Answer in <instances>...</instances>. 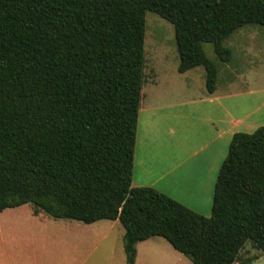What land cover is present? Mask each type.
<instances>
[{
  "label": "trees",
  "instance_id": "1",
  "mask_svg": "<svg viewBox=\"0 0 264 264\" xmlns=\"http://www.w3.org/2000/svg\"><path fill=\"white\" fill-rule=\"evenodd\" d=\"M146 12L173 26L177 72L202 67L209 94L202 45L226 64L234 32L264 27V0H0V214L118 221L126 264L152 237L192 264H251L238 256L248 242L264 254V127L232 136L210 217L132 187Z\"/></svg>",
  "mask_w": 264,
  "mask_h": 264
},
{
  "label": "rangeland",
  "instance_id": "2",
  "mask_svg": "<svg viewBox=\"0 0 264 264\" xmlns=\"http://www.w3.org/2000/svg\"><path fill=\"white\" fill-rule=\"evenodd\" d=\"M223 47L230 52V61L226 64L217 59L212 45H202L204 54L217 69V94L213 96L220 99L210 104L205 100L209 94L205 90L203 68L179 74L173 26L156 14L146 12L145 80L141 99L144 112L140 115L137 132L139 147L146 137L145 130L154 126V119L150 118L153 112L158 120H162L160 125L165 117L167 123H174L185 114L191 115V130L200 139L207 133L201 115L218 103L236 110L240 107V111L246 107L247 113L234 132L251 134L264 127V27L244 26L234 32ZM150 106H153L151 110ZM210 126L216 130L221 128L214 121ZM230 140L231 137L225 135L223 145H220L224 158ZM31 210V205H24L0 214V264H126L124 229L118 222L101 221L86 226L43 215L48 224H56L43 232L36 226L40 222L31 218ZM60 225H65V228H59ZM138 252L137 264H192L162 238H152L143 243ZM252 258L257 259L251 264H264V254L248 242L240 251L238 262Z\"/></svg>",
  "mask_w": 264,
  "mask_h": 264
},
{
  "label": "crops",
  "instance_id": "3",
  "mask_svg": "<svg viewBox=\"0 0 264 264\" xmlns=\"http://www.w3.org/2000/svg\"><path fill=\"white\" fill-rule=\"evenodd\" d=\"M215 94H217V87L205 100L211 102L210 104H213L214 100L219 101L220 97L213 96ZM152 108L153 106H150L149 110ZM142 112L144 111L142 105H140L137 132ZM245 113H247L246 107L240 111V107H238V110L232 107L226 108L222 103L212 105L201 115L204 131L207 133L205 138L200 139L195 137L193 129L191 130V115L185 114L174 123H167L165 117L163 124L160 125L162 120H158L153 112L150 118L154 119V126L152 129L145 130L146 137H143L144 141H141L140 147L137 143L136 132L132 187L152 188L189 210L201 216L209 217L211 215L214 186L217 180L216 171L220 169L225 159L223 148L220 145H223L225 135L232 138L237 133L234 132V129L241 125ZM212 121L220 125L221 128L216 130L210 126ZM206 122L207 125H205ZM199 141L202 142L200 145ZM30 214L32 219L40 222L36 225L39 231L44 232L48 226L56 225L48 224V219L42 214L33 216L32 210ZM113 222L115 224L118 221ZM96 223L86 226H93ZM59 228H65V225H60ZM150 239L136 244L135 264H137L139 258L138 247L147 241L149 242ZM88 246H90V242Z\"/></svg>",
  "mask_w": 264,
  "mask_h": 264
}]
</instances>
